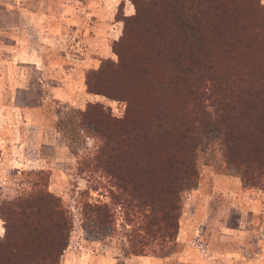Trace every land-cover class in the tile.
Returning a JSON list of instances; mask_svg holds the SVG:
<instances>
[{
    "label": "trees",
    "instance_id": "1",
    "mask_svg": "<svg viewBox=\"0 0 264 264\" xmlns=\"http://www.w3.org/2000/svg\"><path fill=\"white\" fill-rule=\"evenodd\" d=\"M129 1L132 13L123 14L120 3L114 14L122 22L110 46L116 60H100L84 73L87 92L123 99L126 109L110 123L100 119L95 104L84 109L101 115L94 126L97 153L84 163L111 178L115 192L111 206L85 204L83 213L112 227L118 206L130 226L124 253L146 255L175 241L180 195L196 175L202 136L217 137L222 160L237 170L242 189L264 191V4ZM153 83L150 90L139 89ZM175 93L168 111L155 109L153 116L160 117L149 118L142 106L146 116L132 114L133 102L144 105ZM25 175L27 186L0 198V264H58L72 226L70 211L48 190L41 168Z\"/></svg>",
    "mask_w": 264,
    "mask_h": 264
},
{
    "label": "crops",
    "instance_id": "2",
    "mask_svg": "<svg viewBox=\"0 0 264 264\" xmlns=\"http://www.w3.org/2000/svg\"><path fill=\"white\" fill-rule=\"evenodd\" d=\"M105 1L111 7V14L107 12L111 21L101 20L106 10L100 0L0 3L4 47L0 50V185L9 189L1 198L13 196L11 171L49 166L43 158L27 156H35L43 140L53 136L46 103L77 105L83 97L79 95L83 67L94 68L98 58L110 55L109 45L101 46L105 35H110L107 28L111 42L118 36L114 34L120 30V21L114 18L117 6L122 4L123 14L133 11L129 0ZM71 38L73 52L67 49ZM187 202L189 208L181 211L175 236L180 247L169 256L175 264H264V191L255 194L242 189L236 179L213 177L192 190ZM223 204L226 212L237 214L235 225L223 224V212L217 210ZM125 259L128 264H161L160 259L146 255Z\"/></svg>",
    "mask_w": 264,
    "mask_h": 264
},
{
    "label": "rangeland",
    "instance_id": "3",
    "mask_svg": "<svg viewBox=\"0 0 264 264\" xmlns=\"http://www.w3.org/2000/svg\"><path fill=\"white\" fill-rule=\"evenodd\" d=\"M55 2V1H53ZM101 6H104L105 12L101 13V20L111 21L108 14H111V7L104 5L105 0H100ZM264 4V0H261ZM0 3H11V0H0ZM121 9V8H120ZM119 9V10H120ZM108 10V11H107ZM110 11V12H109ZM122 13L123 9H121ZM80 11L78 13V16ZM86 14V13H85ZM10 17V15H9ZM7 18L6 22L10 23L11 18ZM82 18V16H79ZM115 18V16H114ZM86 19V18H85ZM120 21V20H119ZM2 26V25H1ZM122 22L120 21V30L114 34L121 33ZM101 33H105L102 31ZM3 31V28H0ZM106 32H110V35L106 36V42H103L101 46H111V29L107 28ZM117 36V37H118ZM117 37L114 40L117 39ZM73 38L69 39L67 43V49L70 52L73 44ZM1 45V44H0ZM4 47L1 45L0 50ZM111 49V48H110ZM48 56L52 53L47 52ZM74 54V53H73ZM51 57V56H49ZM55 57V56H53ZM57 58V57H55ZM53 59V58H52ZM110 59L116 60V55L110 51L109 56H103L98 58L94 68L89 66L83 67V79L84 73L87 70L96 69L100 60ZM151 85H142L139 89L146 91L150 90ZM83 91L79 94L83 97L78 98L77 105H70L59 101H48L46 103V109L51 113L52 124L54 126V133L52 137L47 136L44 143H41L38 147V153L34 156L28 154L29 158H43L48 167L41 168L43 173L47 174V188L53 194L60 197L64 205L70 211L71 216V230L68 237L66 247L60 253L57 263L58 264H128L125 257H129L132 254H125L124 248H127V236L125 233L129 231V225L123 219V213L121 208L116 206L114 208V222L113 226L100 225L94 220L92 214H84L83 208L85 204H91L96 202L109 203L111 206V193L114 194L115 189L112 186L111 178L102 174L99 169H91V165L85 164L86 158H90L97 153L96 149L99 142L96 140V133L94 126L99 124L98 112L101 111L102 119L104 122L112 119H119L123 116L126 109V102L123 99H113L99 93L87 92L86 86L83 82ZM178 96L175 94H161L157 99L152 102L148 100L144 102V105H139L137 102H133L130 105L134 112L138 113L140 119L146 114L140 109L142 106L147 112H149V118L160 117L153 116L155 109L167 110L168 105H175L168 103L173 97ZM204 102H207L203 99ZM87 104H95L96 108H89L87 112L84 109ZM78 106V107H77ZM81 106V108H79ZM173 120H176V115H170ZM94 117L96 123L93 122ZM55 118V119H54ZM180 119H178L179 122ZM101 123V122H100ZM111 157V154L109 155ZM111 162V161H110ZM146 159L141 160L140 164H144ZM195 170L196 175L192 177L189 182L184 186L180 195V213L185 208L188 209L189 205L187 200L191 195L192 190L196 189L198 185H204L207 180L217 177L228 180H238L237 170L234 167L226 166L222 160L221 148L218 143L217 137H210V135L202 136L201 143L199 144L195 157ZM38 169V168H35ZM28 169H20L18 171H11L9 173L10 181H13L14 193L23 186H27L30 176L25 175ZM2 174V173H1ZM0 174V176H1ZM32 178V177H31ZM6 186L0 185L1 194H7ZM11 190V189H10ZM259 189H249V191L255 194ZM1 198V197H0ZM4 198V197H2ZM114 207V206H113ZM112 207V208H113ZM222 208L217 209L222 213V222L227 225H235L238 221L237 214L234 211L229 210L226 212L225 204ZM223 210V211H222ZM1 224L2 220L0 219ZM214 220H212L213 222ZM109 228H111L109 230ZM109 230V231H108ZM198 231H200L198 227ZM3 234V226L2 233ZM179 244L174 241L173 244L168 245L162 250H158L152 254H146L155 259H160L161 264H175L169 257L176 253L179 249ZM169 257L168 259H166ZM112 261V262H111ZM129 264H137L131 262Z\"/></svg>",
    "mask_w": 264,
    "mask_h": 264
}]
</instances>
